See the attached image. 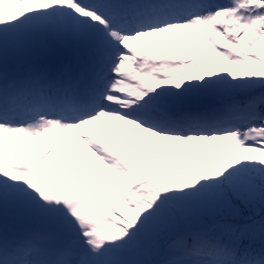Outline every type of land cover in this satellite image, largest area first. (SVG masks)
Listing matches in <instances>:
<instances>
[{"label":"rangeland","instance_id":"rangeland-1","mask_svg":"<svg viewBox=\"0 0 264 264\" xmlns=\"http://www.w3.org/2000/svg\"><path fill=\"white\" fill-rule=\"evenodd\" d=\"M125 1L131 0H0L3 71L16 64L40 68L71 53V59L80 53L95 67L74 76L86 91L87 107L60 117L49 108L28 122V110L34 112L32 104L40 98L36 94L13 113V121L0 117V183H15L6 189L4 209L9 210L0 212L10 218L9 212L23 210L26 227L39 235L29 264H50L53 258L58 264H219L189 249L191 225L181 233L168 211L150 212L148 219L136 216L133 201H162L133 189L129 177L153 171L156 182L170 184L166 193L175 183L180 188L170 195L177 203L168 207L175 218L189 221L203 212L191 209L185 180L189 175L202 182L196 168L203 162L227 169L240 198L258 170L255 158L264 153L254 144L263 139L258 127L219 134L149 118L264 84V0H174L133 7ZM49 86L44 103L66 96ZM24 152L29 159H23ZM10 169L26 175L16 181ZM202 194L201 210L222 218L212 227L214 234L227 243L264 248L263 206L244 211L223 189ZM104 208L108 218L100 213ZM120 210L135 217L126 220ZM11 259L7 255L0 264Z\"/></svg>","mask_w":264,"mask_h":264},{"label":"trees","instance_id":"trees-1","mask_svg":"<svg viewBox=\"0 0 264 264\" xmlns=\"http://www.w3.org/2000/svg\"><path fill=\"white\" fill-rule=\"evenodd\" d=\"M80 55L81 54L79 53V56ZM262 59L264 60V56L262 57ZM62 69L56 62H54L47 63L44 67H38L32 69L31 71H27L26 74H24V79L22 80L20 79V76L16 75V77L14 78L13 75H9L8 79H11L10 84L12 85L13 89L11 94L9 92L8 94H6V90L0 89V117L9 114L10 111L18 104V102H21L22 100L27 101L29 99V92L31 90H42L43 86L47 83L55 81L58 83L63 76ZM2 75L3 74L0 73V78L3 77ZM12 79L14 80L12 81ZM15 80L18 83L16 85H13L15 84ZM204 101H206L204 104H197L195 108L182 107L170 114L165 113L161 118H157L156 120L162 124L173 123L178 126L181 123H186L188 124L190 129H197L202 127L213 133L219 134L255 126L258 127L260 133L263 136V139L255 142L254 144L260 146L264 151V84L258 86L255 89H247L245 87H241L240 90L235 91L230 96H222L219 99H204ZM250 151H253V149ZM23 157V159H29V156H26L25 152L23 154ZM255 159L258 170H256V172L251 175L249 179L250 188L242 190L243 192L241 198L233 193V185L231 182L232 179H230L229 174L226 172L228 170L225 168H221L213 163L203 162V165H201V167L196 168V171L199 172L201 178H203L202 182L201 180H197L195 176L191 177L189 175H185V182L187 183V185H189L187 188L189 190L191 189V209L203 212L199 213L196 218L190 216L189 221H181L175 218L172 211L168 207L171 205H176L177 202L171 198L170 193L171 191L175 193V189L180 187H177L175 183H172V190L166 193L165 185L170 184L167 183L164 185L159 180L158 182H156L157 179H154L155 172L152 171V175L151 172H134V177H129L133 189H137L141 192H149L150 196H157L160 201H162V205L156 202H152L153 204L151 202L145 203L144 201L139 204L138 201H133V196L129 197V199H131L134 203L138 204L136 205V207L138 208L135 215L138 217L144 216L145 219H148L146 217L150 212H160L157 214L161 215L163 211H168L167 213L172 216L181 233L188 231V226L190 225L191 227L200 228L202 231L201 234H199V236L197 237V240L194 241L191 232H189L188 241L191 242L189 249L192 250L194 254H197L201 257H210L220 264H264L263 247H260L256 244H248L247 242H241L240 244H235L233 242L227 243L216 234H207L208 231L206 229V226L215 224L222 218L219 214H213L215 212L207 213L206 208L201 210L200 204L201 200H204V194L202 193H205L206 191L209 192L211 190L223 189L232 196L233 199L231 200H233L235 204H238L239 207L244 211L249 207H264V153L261 158ZM22 163L23 162L19 161V163L16 164ZM24 171L20 172L17 169H10L8 172L9 175H13L17 181L18 179H21L24 175H26ZM117 173L121 174L119 172ZM231 174L237 176L236 173L234 174V171ZM10 180L13 181L12 178H10L9 181ZM237 184L239 185L240 182H238ZM14 185V182L9 185L8 182L4 184L0 183V193L1 197L3 196L2 198H0V211L9 210L4 209L9 201H7L6 199V196L8 194L6 189L8 186H10L11 189H14ZM197 186H199V188H197ZM239 187L241 189L243 188L240 185ZM163 190L167 196L165 198L166 202H164L163 198L160 195ZM201 191L203 192L200 193ZM109 199L110 198L108 197V202H106L108 203V205H110L109 209L111 211L112 200ZM180 209L185 215L189 212L186 208L180 207ZM104 210L105 212L100 211V213L104 214L105 217L108 218L109 212L107 208H104ZM1 213L2 212H0V253H3L10 248H13L16 250V252H19L21 236L24 237L28 243L32 241L30 234L31 231L26 229L28 228L26 226L29 225V223L24 222V211L22 210L21 213L17 212L16 214H10L9 212L8 216H10V218L3 216ZM118 214H120V216L124 217V219L126 220L135 217L134 215H132L131 217H126V215L122 213V210H120ZM10 219L13 222L10 221L9 225H6L9 231L7 233H4L1 228L2 224L6 223L7 220ZM224 220L230 221L231 219L228 220V218H225ZM233 221L240 223L241 220L239 218H235L233 219ZM121 222L124 225H127V223H125L123 220H121ZM20 229H22L24 232L19 233L18 230ZM39 230L41 232L40 234H42L43 229ZM33 246L36 247V245ZM155 247L159 249L161 245L156 244ZM1 260L2 258H0V261ZM52 260L53 261L50 264H58V262H55L56 258H53Z\"/></svg>","mask_w":264,"mask_h":264}]
</instances>
